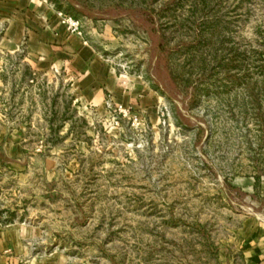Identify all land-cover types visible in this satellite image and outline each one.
Masks as SVG:
<instances>
[{
	"label": "rangeland",
	"instance_id": "374dc122",
	"mask_svg": "<svg viewBox=\"0 0 264 264\" xmlns=\"http://www.w3.org/2000/svg\"><path fill=\"white\" fill-rule=\"evenodd\" d=\"M47 2L142 101L86 105L25 31L7 47L0 0V131L23 148L2 226L63 264H244L264 243V0Z\"/></svg>",
	"mask_w": 264,
	"mask_h": 264
},
{
	"label": "crops",
	"instance_id": "0c3cea01",
	"mask_svg": "<svg viewBox=\"0 0 264 264\" xmlns=\"http://www.w3.org/2000/svg\"><path fill=\"white\" fill-rule=\"evenodd\" d=\"M15 6L19 8L15 15L0 16V22L7 17L11 25L7 30L10 34L5 38L7 47H18L17 40L25 31L32 44L38 47L35 52L42 54V62L51 68L59 62L65 63V70L77 76L72 83V91L90 107H104L107 101L123 105L132 99L139 100L141 104L140 87L130 83L133 79L128 77L122 85L120 78L83 39V35L68 30L57 13L58 9L47 0H16ZM9 139L3 130L0 131V171L9 168L10 160L18 157L15 152L23 149L19 143ZM28 232L29 228L23 224L0 226V264H63L57 257L32 255ZM242 252L244 264H264L263 242L246 245Z\"/></svg>",
	"mask_w": 264,
	"mask_h": 264
},
{
	"label": "built area",
	"instance_id": "2783aa9c",
	"mask_svg": "<svg viewBox=\"0 0 264 264\" xmlns=\"http://www.w3.org/2000/svg\"><path fill=\"white\" fill-rule=\"evenodd\" d=\"M57 13L60 16L62 23L67 25V28L70 32H72V33L76 32L79 35L82 34L81 24L79 23L78 19L73 18L69 15H66L60 10H58ZM125 83L126 82L122 80V85H125ZM106 106L108 108H111L110 103L108 101L106 102ZM113 109H115L119 113H123V114H126L128 112V110L126 108L122 107V105H115L113 107ZM0 226H2L1 220H0Z\"/></svg>",
	"mask_w": 264,
	"mask_h": 264
}]
</instances>
